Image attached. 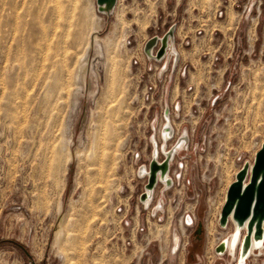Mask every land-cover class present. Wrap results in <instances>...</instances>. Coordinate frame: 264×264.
Returning a JSON list of instances; mask_svg holds the SVG:
<instances>
[{"label":"rangeland","instance_id":"rangeland-1","mask_svg":"<svg viewBox=\"0 0 264 264\" xmlns=\"http://www.w3.org/2000/svg\"><path fill=\"white\" fill-rule=\"evenodd\" d=\"M263 142L264 0H0V264H239Z\"/></svg>","mask_w":264,"mask_h":264},{"label":"water","instance_id":"water-1","mask_svg":"<svg viewBox=\"0 0 264 264\" xmlns=\"http://www.w3.org/2000/svg\"><path fill=\"white\" fill-rule=\"evenodd\" d=\"M108 0H97L100 5L106 4ZM249 181L243 185V173L237 175L228 187L226 200L222 207V217L230 215L234 220L244 224L248 221L249 226H259L264 220V144L256 152ZM157 165L153 164L151 184L154 181V170Z\"/></svg>","mask_w":264,"mask_h":264},{"label":"bare ground","instance_id":"bare-ground-1","mask_svg":"<svg viewBox=\"0 0 264 264\" xmlns=\"http://www.w3.org/2000/svg\"><path fill=\"white\" fill-rule=\"evenodd\" d=\"M60 2L61 1H58V4L56 5V7H57V10H56L57 11V18L52 23V30H53V32H54L53 34L55 36L58 33V31H60L59 32L60 34L69 33L70 28L72 25H74V21H75V19L73 18L72 15H68V14L63 15L65 13L62 11V9L59 6ZM114 3H115V0H108L105 5L111 6ZM77 20L82 22L83 21L82 16L79 15ZM81 29H82V26L79 30L80 32H81ZM60 34H59V36H60ZM263 144H264V142L261 144V146ZM255 155H256V153H255ZM253 163H254V161H253ZM253 163L251 165H249L247 163L245 165H243L242 168L236 173L235 180L237 179V175H239L240 173H243V185H246L247 182L249 181V177H250V173H251V170L253 167ZM157 168L161 169V166H158ZM162 168H163V166H162ZM231 217L232 216L230 215L229 217L224 218V217H222V214L220 215V222L223 226H225L227 224V222L230 220V221H233L235 223V228H234V231H232V233L230 234V236L228 238H225V240L222 242L219 250H221L222 251L221 253H223L226 250L229 252H232L234 249H236L238 247L239 241L241 239V230L246 228V237H245V241H244V245L242 248V253H241L240 261H239V264H243L244 257L246 256V253L248 252L250 245H251L250 249L253 250V252H254L255 249L261 248L264 244V236H263L264 220L262 221V223L259 226H257L256 224H253V226L250 227L248 221H246L244 224H241L240 222L234 220Z\"/></svg>","mask_w":264,"mask_h":264},{"label":"built area","instance_id":"built-area-1","mask_svg":"<svg viewBox=\"0 0 264 264\" xmlns=\"http://www.w3.org/2000/svg\"><path fill=\"white\" fill-rule=\"evenodd\" d=\"M248 257H249V256H248ZM248 257H247V258H248ZM247 258H246V259H247ZM245 263H246V262H245Z\"/></svg>","mask_w":264,"mask_h":264}]
</instances>
